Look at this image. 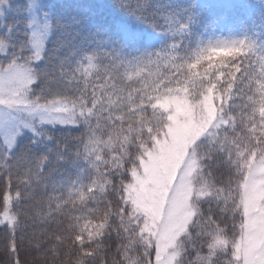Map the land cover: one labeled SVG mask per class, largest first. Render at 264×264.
Wrapping results in <instances>:
<instances>
[{"label":"snow or ice","instance_id":"snow-or-ice-1","mask_svg":"<svg viewBox=\"0 0 264 264\" xmlns=\"http://www.w3.org/2000/svg\"><path fill=\"white\" fill-rule=\"evenodd\" d=\"M0 264H264V0H0Z\"/></svg>","mask_w":264,"mask_h":264}]
</instances>
